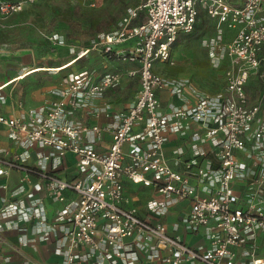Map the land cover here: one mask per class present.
Returning <instances> with one entry per match:
<instances>
[{
  "label": "built area",
  "instance_id": "obj_1",
  "mask_svg": "<svg viewBox=\"0 0 264 264\" xmlns=\"http://www.w3.org/2000/svg\"><path fill=\"white\" fill-rule=\"evenodd\" d=\"M35 1L1 0L0 15ZM200 10L214 24L213 35L203 40L208 57L214 65H227L224 86L215 92L197 91L188 78L154 70L155 62L169 60L178 35L193 31ZM140 14L143 19L136 22ZM47 40L64 44L57 33ZM127 41L131 47L116 48ZM90 51L138 65L129 72L138 75L135 98L115 126L103 129L72 116L86 106L95 116L106 112L108 106H94V100L115 86L122 72L95 80L91 69L74 70L50 103L11 115L0 112V126L20 148L12 160L0 152V180L12 168L21 170L23 181L36 177L28 189L15 188L12 199L0 196V233L23 232L14 249L23 257L15 264H45L22 250L49 240L61 256L59 264H264L254 249L244 251L243 259L238 252L248 238L264 232V0H138L116 28L98 34L75 59ZM250 78L259 82L261 102L248 99ZM165 88L179 98L190 91L194 101L164 110L157 92ZM103 130L111 138L100 151L93 144ZM187 131L191 157L182 161L185 151L178 146L170 163L167 134ZM33 147L39 167L25 164ZM68 153L75 158L70 177L55 171ZM125 181L154 190L143 212L126 195ZM7 188L0 181V189ZM185 201L182 225L202 232L196 244L170 232L160 219ZM47 203L54 207L49 210ZM25 224L31 225V236ZM9 261L6 256L0 264Z\"/></svg>",
  "mask_w": 264,
  "mask_h": 264
},
{
  "label": "crops",
  "instance_id": "obj_2",
  "mask_svg": "<svg viewBox=\"0 0 264 264\" xmlns=\"http://www.w3.org/2000/svg\"><path fill=\"white\" fill-rule=\"evenodd\" d=\"M39 1L42 0H37L34 3ZM30 4L32 3L26 4L24 8ZM13 13L7 16L0 15V112L11 115L23 108H37L50 103L57 98L56 90L65 85V77L74 70H81L84 68L91 69L95 74V80L98 76L106 72H122V76L118 83L106 89L101 97L94 100V106L101 107L107 105L108 109L106 112H99L95 116L89 110L90 106H86L77 110L72 116L82 123L97 124L103 129L115 126L117 115L127 108L135 98L139 87L138 75H130L129 72L135 70L138 65L117 58L106 59L105 56H102L96 51H90L82 58L80 57L81 59L78 58L79 60H76L75 58L78 51L90 46V44L88 46L76 47L67 45L65 39L62 45L51 44V49L49 51L45 49L42 50L37 44H32L30 47L20 46V44L16 46L13 40H6L1 37V33L5 31L4 29L10 27L11 23H9V19ZM198 14H200V12ZM198 18L199 16L196 17L194 29L199 28ZM142 19L143 14H140L136 22ZM208 20L213 28V21L209 18ZM212 33H214V31ZM225 33L226 35H230L231 31L225 30ZM186 35L188 34L178 35L171 48L174 47L181 36ZM131 43L132 41H127L116 45V48L131 47ZM157 62L164 64L163 62L165 61ZM190 83L197 91H204L198 86H195L191 81ZM157 95L164 110H169L170 106L173 105H181L185 104V102L186 104H191L194 101V96L190 91L186 92L183 98L173 95L167 88L159 90ZM188 137L189 131H187L184 136L175 133L167 134L165 154L167 158H169L170 163H172V150L178 146L183 147L185 151L184 154L180 156L182 161L191 157L187 149ZM110 138V132L103 130L100 133L99 139L93 146L96 150H104L108 146ZM202 147L207 149L208 144H202ZM1 151H4L3 156L8 160L14 159L16 153L20 151L16 142L8 137L3 126H0V152ZM37 151L38 149L36 147L30 149V155L25 161L26 165L39 167L40 164H42V161H40L37 156ZM74 159V156L69 153L63 156L59 166H57L55 170L56 173L60 175L64 174L67 177L74 175ZM176 168L181 169V166L176 165ZM46 169L51 170L50 163L46 164ZM22 176L23 173L20 169H10L8 174L3 176L0 180L8 186L6 190L0 189V196L12 199L11 193L15 188L22 185L28 189L31 183L36 180V177L31 176V183L26 182L22 180ZM124 187L126 195L130 197L131 201L137 205L142 212L144 211L146 201L155 197L154 190L151 187L134 185L129 181L124 182ZM47 207L51 210L54 205L47 203ZM188 207L189 204L186 201L174 204L169 212L165 216L160 217V219L166 224L170 232L179 235L189 244H196L202 241V232L192 233L186 231L181 221ZM25 226L27 228V232H25L26 235L31 236V225L25 224ZM22 234V231L16 229H5L0 233V263L6 256L9 257V264H15L21 261L23 256L14 252V249L18 247V240ZM252 249H254L258 257L264 258V232H258L254 239L248 238V240L243 243L242 247L238 250L239 259L246 258L243 256V252ZM22 251L29 259L38 260L45 264H59L61 261V256L54 251L53 240L39 241L32 245L29 244L24 247ZM152 264L161 263L155 261ZM182 264L192 263L184 262Z\"/></svg>",
  "mask_w": 264,
  "mask_h": 264
},
{
  "label": "rangeland",
  "instance_id": "obj_3",
  "mask_svg": "<svg viewBox=\"0 0 264 264\" xmlns=\"http://www.w3.org/2000/svg\"><path fill=\"white\" fill-rule=\"evenodd\" d=\"M137 1L42 0L13 13L9 19L11 25L4 29L1 37L13 40L16 46L37 44L49 51L51 43L47 36L57 33L64 37L67 45L88 46L96 41L98 34L116 28L126 9ZM198 21L199 28L181 36L171 48L169 60L164 64L156 62L154 69L168 78L187 77L202 90L215 92L224 86L227 65L211 63L203 40L213 35V28L203 10ZM259 90L258 80L250 78L246 85L250 103L261 102Z\"/></svg>",
  "mask_w": 264,
  "mask_h": 264
},
{
  "label": "trees",
  "instance_id": "obj_4",
  "mask_svg": "<svg viewBox=\"0 0 264 264\" xmlns=\"http://www.w3.org/2000/svg\"><path fill=\"white\" fill-rule=\"evenodd\" d=\"M33 3H34V2H33ZM198 16H199V14H198ZM198 16H197V17H198ZM90 45H91V44H90ZM81 58H82V57H81ZM81 58H79V59H81ZM113 58H114V57L112 56L110 59H113ZM79 59H78V60H79ZM76 60H77V59H76Z\"/></svg>",
  "mask_w": 264,
  "mask_h": 264
}]
</instances>
